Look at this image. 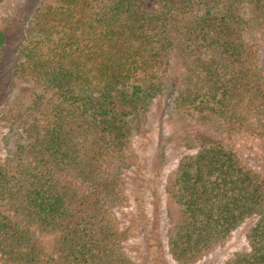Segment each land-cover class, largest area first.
Segmentation results:
<instances>
[{
  "label": "trees",
  "instance_id": "1",
  "mask_svg": "<svg viewBox=\"0 0 264 264\" xmlns=\"http://www.w3.org/2000/svg\"><path fill=\"white\" fill-rule=\"evenodd\" d=\"M29 14L0 75L16 135L0 149V264H135L136 223L117 216L156 103L196 126L163 184L171 257L198 262L249 220L220 264H264V0H54Z\"/></svg>",
  "mask_w": 264,
  "mask_h": 264
},
{
  "label": "rangeland",
  "instance_id": "2",
  "mask_svg": "<svg viewBox=\"0 0 264 264\" xmlns=\"http://www.w3.org/2000/svg\"><path fill=\"white\" fill-rule=\"evenodd\" d=\"M37 1L0 0V28L5 31L4 44L0 46V75L5 78L10 77L13 65L11 60L15 57L14 50L21 41L22 25H26L29 13L36 7L43 8L53 3L54 0H39L38 5ZM9 97L11 98L10 95ZM153 110V117L148 119L143 134L135 139L133 156L127 163L129 169L125 171L130 206L119 209L117 217L125 223H136L130 232V240L126 242L127 252L135 264H180L171 257L165 241L167 225L163 208V184L178 159L190 152L188 145L183 144L178 135L183 132L190 133L196 126L192 121L168 116L161 103L158 106L156 103ZM186 125L189 128H184ZM3 134H7L8 139L5 143L0 140L2 154L6 150L12 151L16 135L0 119V138ZM162 148L167 152L164 160L161 158ZM253 149L245 155L251 164L258 165ZM249 224V220L242 223L224 246L193 264H220L234 250L245 244L244 233ZM150 229L152 231L147 232ZM144 230L146 235L143 234Z\"/></svg>",
  "mask_w": 264,
  "mask_h": 264
}]
</instances>
